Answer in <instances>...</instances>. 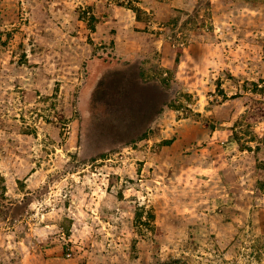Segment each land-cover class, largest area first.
I'll list each match as a JSON object with an SVG mask.
<instances>
[{"label": "rangeland", "instance_id": "rangeland-1", "mask_svg": "<svg viewBox=\"0 0 264 264\" xmlns=\"http://www.w3.org/2000/svg\"><path fill=\"white\" fill-rule=\"evenodd\" d=\"M264 264V0H0V264Z\"/></svg>", "mask_w": 264, "mask_h": 264}, {"label": "trees", "instance_id": "trees-1", "mask_svg": "<svg viewBox=\"0 0 264 264\" xmlns=\"http://www.w3.org/2000/svg\"><path fill=\"white\" fill-rule=\"evenodd\" d=\"M166 264H174V262H172V263H166ZM175 264H177V263H175Z\"/></svg>", "mask_w": 264, "mask_h": 264}]
</instances>
